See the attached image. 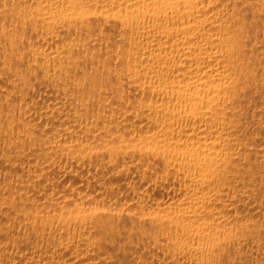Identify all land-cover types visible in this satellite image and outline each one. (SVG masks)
<instances>
[{
  "label": "bare ground",
  "instance_id": "obj_1",
  "mask_svg": "<svg viewBox=\"0 0 264 264\" xmlns=\"http://www.w3.org/2000/svg\"><path fill=\"white\" fill-rule=\"evenodd\" d=\"M0 264H264V0H0Z\"/></svg>",
  "mask_w": 264,
  "mask_h": 264
}]
</instances>
